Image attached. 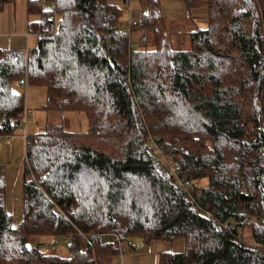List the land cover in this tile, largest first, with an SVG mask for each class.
<instances>
[{"label":"trees","instance_id":"obj_1","mask_svg":"<svg viewBox=\"0 0 264 264\" xmlns=\"http://www.w3.org/2000/svg\"><path fill=\"white\" fill-rule=\"evenodd\" d=\"M238 1L182 0L205 24L167 34L160 0H137L132 30L149 35L132 41L115 0H25L37 40L26 59L0 48V138L18 130L25 67L43 108L81 111L87 129L64 119L28 136L16 226L0 164V264H119L112 234L132 249L183 239L159 264H264V0Z\"/></svg>","mask_w":264,"mask_h":264},{"label":"rangeland","instance_id":"obj_2","mask_svg":"<svg viewBox=\"0 0 264 264\" xmlns=\"http://www.w3.org/2000/svg\"><path fill=\"white\" fill-rule=\"evenodd\" d=\"M160 2L163 13V26L165 27L164 31L167 34L177 30H189L194 28L195 26H204L205 16L203 9H192L190 10V12H188L184 7L182 0H160ZM242 4V0H239L238 6L241 7ZM133 6L137 8V0L133 3ZM188 14H199L202 20L200 18H189ZM135 31L136 36H131L132 41H136V39L140 41V36L143 34L149 35V32H146V30L143 29H135L133 30V33ZM169 39L171 41L170 37ZM29 43L31 44V46L35 45V37H30ZM172 44H174V41H172ZM26 57L27 54L25 55V59ZM25 72L26 71H24V73ZM13 88L24 93L25 108L30 109V114L27 116L25 121L24 130L18 127V130L14 133V135L6 137L0 141V160L4 163V166L6 168L4 175L5 207L6 210L11 214L12 224L16 226L22 218V166L25 157L24 142L22 141V138L17 137V135L19 133H24L25 135L29 136L37 132H41L47 123H59L64 119H66L67 121L65 120L63 122L65 124L67 123L70 130L86 131L87 120L81 111L46 110L42 108V104H44L45 101L43 87L27 86L26 88H24L23 86L16 84ZM9 142H12L11 145L7 144ZM157 155L159 156L160 154L158 153ZM162 159L164 162H166L163 157ZM30 175L31 177L33 176L32 174ZM204 184L205 181L203 179L198 180L199 187L203 186ZM243 237L245 239L250 238L247 229H245ZM36 240L42 241L48 251H55L61 256L67 255V244L66 241L61 237L46 235L38 236ZM133 241H136V239L131 240V242ZM120 242L121 247L119 249L121 255L123 242ZM40 247L44 249V247Z\"/></svg>","mask_w":264,"mask_h":264},{"label":"crops","instance_id":"obj_3","mask_svg":"<svg viewBox=\"0 0 264 264\" xmlns=\"http://www.w3.org/2000/svg\"><path fill=\"white\" fill-rule=\"evenodd\" d=\"M37 19V15H27L25 13V0H15V2L13 3H6L0 10V48H13L23 50L26 55L27 49L32 47L29 43V38L35 37V43L37 40L36 34L29 32L26 29V23L27 21ZM54 19L55 22L58 20V14L54 15ZM132 35L135 37L136 31L132 33ZM17 137L22 138V141L24 142L22 133H19ZM4 138L6 137L0 138V141ZM11 143L12 142H9L7 144L11 145ZM0 164L3 167L5 175L6 168L1 160ZM183 248V239H175L169 242L164 240H153L148 244H141L140 242H137L134 249L130 247L129 243L123 242L122 252L118 257L119 264H159L158 260L159 254L161 252H180L183 250Z\"/></svg>","mask_w":264,"mask_h":264},{"label":"built area","instance_id":"obj_4","mask_svg":"<svg viewBox=\"0 0 264 264\" xmlns=\"http://www.w3.org/2000/svg\"><path fill=\"white\" fill-rule=\"evenodd\" d=\"M116 1H118L117 3L123 7V13L121 14V17H120V19H119V21L117 23L116 30H117L118 33L126 34L130 38L132 36V33H133V30H132L133 24L136 22V19L138 18V14H139L138 8H135L133 6V3L136 0H116ZM25 71H26V69H25ZM18 84L23 86L24 88H26V86H27V75H26V72L23 73V75L18 79ZM29 114H30V109L29 108H24L23 115H22V118L19 121V126H18L22 130H24V128H25V121H26V118H27V116ZM22 136H23V139H24V144H25V146H27L29 144L28 136L25 135L24 133H22ZM160 149L161 148H159V151H160ZM180 149H182V147H180ZM162 157L166 161L165 162L166 167L170 170L171 173H173L175 176H177V173H178L177 170L179 168L178 162L174 161L171 158L169 159L165 155H162ZM197 183L198 182H195V181L191 182L190 181V182H188L187 186H188V188L195 189V192L197 194H199L200 190H199V187H198L199 185ZM183 186L185 187V185H183ZM186 191H188V190H186ZM210 216H211L210 214H208V213L206 214V218L207 219H210ZM112 235L116 238L118 247L120 248L121 247V242H120L118 236L116 234H112ZM249 241L252 242L251 240H249Z\"/></svg>","mask_w":264,"mask_h":264},{"label":"water","instance_id":"obj_5","mask_svg":"<svg viewBox=\"0 0 264 264\" xmlns=\"http://www.w3.org/2000/svg\"><path fill=\"white\" fill-rule=\"evenodd\" d=\"M28 247H29V244H28Z\"/></svg>","mask_w":264,"mask_h":264}]
</instances>
